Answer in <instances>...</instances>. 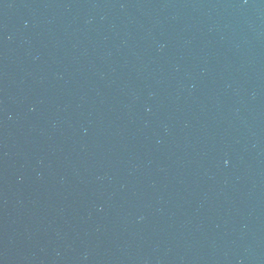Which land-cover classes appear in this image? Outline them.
Instances as JSON below:
<instances>
[{
    "label": "water",
    "instance_id": "95a60500",
    "mask_svg": "<svg viewBox=\"0 0 264 264\" xmlns=\"http://www.w3.org/2000/svg\"><path fill=\"white\" fill-rule=\"evenodd\" d=\"M113 264H264V0H99Z\"/></svg>",
    "mask_w": 264,
    "mask_h": 264
}]
</instances>
